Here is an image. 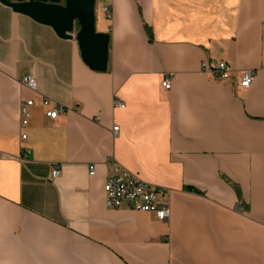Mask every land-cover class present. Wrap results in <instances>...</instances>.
<instances>
[{
  "label": "crops",
  "instance_id": "obj_1",
  "mask_svg": "<svg viewBox=\"0 0 264 264\" xmlns=\"http://www.w3.org/2000/svg\"><path fill=\"white\" fill-rule=\"evenodd\" d=\"M100 2L105 72L0 2V264H264V0ZM110 163L171 190L169 219L108 209Z\"/></svg>",
  "mask_w": 264,
  "mask_h": 264
},
{
  "label": "built area",
  "instance_id": "obj_2",
  "mask_svg": "<svg viewBox=\"0 0 264 264\" xmlns=\"http://www.w3.org/2000/svg\"><path fill=\"white\" fill-rule=\"evenodd\" d=\"M103 12L107 20L112 19V9L109 5H104ZM209 72L221 80H228L231 77V71L228 65L223 62H215L210 65ZM255 78L253 70H245L241 74L240 81L237 89H249ZM23 86L28 89L38 92V83L32 75L25 76L22 80ZM162 86L166 90L171 89V81L165 79ZM35 101L29 100L21 105L20 110V124L26 127L32 117L31 108L34 106ZM43 106L45 114L51 120L57 119L63 115L66 108L49 98L43 97ZM124 108V105H119ZM119 127H114V132H117ZM22 140H26V135H21ZM26 154L29 152L26 151ZM2 156V155H0ZM108 178L104 187L105 190V204L110 210H117L120 208L129 207L133 210L140 212L153 213L159 220L167 221L170 217V201L171 190L141 180L137 175L123 169L117 164L110 163ZM62 173L60 166H55L51 173L52 180H56ZM89 175H95V166L89 167Z\"/></svg>",
  "mask_w": 264,
  "mask_h": 264
},
{
  "label": "water",
  "instance_id": "obj_3",
  "mask_svg": "<svg viewBox=\"0 0 264 264\" xmlns=\"http://www.w3.org/2000/svg\"><path fill=\"white\" fill-rule=\"evenodd\" d=\"M0 2L41 24L51 26L61 38L75 39L82 60L89 68L97 72L107 70L110 35L97 32L96 0H0Z\"/></svg>",
  "mask_w": 264,
  "mask_h": 264
},
{
  "label": "rangeland",
  "instance_id": "obj_4",
  "mask_svg": "<svg viewBox=\"0 0 264 264\" xmlns=\"http://www.w3.org/2000/svg\"><path fill=\"white\" fill-rule=\"evenodd\" d=\"M100 9H101V2H100V0H96V17H97V20H99ZM97 24H98V21H97ZM98 25H97V31H98Z\"/></svg>",
  "mask_w": 264,
  "mask_h": 264
},
{
  "label": "trees",
  "instance_id": "obj_5",
  "mask_svg": "<svg viewBox=\"0 0 264 264\" xmlns=\"http://www.w3.org/2000/svg\"><path fill=\"white\" fill-rule=\"evenodd\" d=\"M79 28H77V30H78ZM189 191H193L194 192V190H192V189H188Z\"/></svg>",
  "mask_w": 264,
  "mask_h": 264
}]
</instances>
